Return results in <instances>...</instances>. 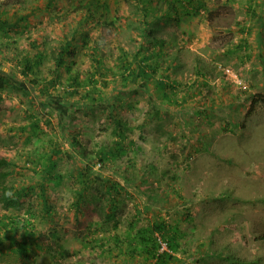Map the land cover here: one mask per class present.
Instances as JSON below:
<instances>
[{
	"label": "rangeland",
	"instance_id": "obj_1",
	"mask_svg": "<svg viewBox=\"0 0 264 264\" xmlns=\"http://www.w3.org/2000/svg\"><path fill=\"white\" fill-rule=\"evenodd\" d=\"M78 1L25 0L18 9L23 14L34 10L26 21L29 26L9 36L0 32V61L23 58L29 42L42 37L48 55L37 69V77L50 78L54 66L51 49L62 43L64 33L72 31L85 11ZM111 2L116 12L108 20L116 15L113 24L95 27L94 22L88 23L87 43L77 40L72 68L82 76L92 69L93 46H99L100 60L115 66L121 46L132 54L141 45L133 27L139 17L135 4L132 0ZM185 32L188 35L174 23L155 31L169 45L156 77L168 66V73L178 81L173 97L179 105H162L154 97L157 93L152 84L123 92L118 114L129 126L124 139L127 149L106 164L95 152L101 146L114 149L119 138L106 110L64 99L61 85L50 98L34 102L33 89L16 87L21 81L15 82L14 76L22 80L21 71L11 70L15 79L5 81L0 89V156L13 162L10 181L35 188L23 196L20 207L6 209L0 203V214L18 215L46 236L50 232L44 237L45 246L54 239L71 254L52 257L54 247L52 252H40L34 260L24 261L8 251L0 255V264H113L96 250L81 251L82 246L92 236L122 233L157 217L178 224L185 233L178 250L182 264H232L214 251L224 252V246L237 256L262 259L253 264H264V37L257 38L247 53L233 49L237 41L228 35L197 37L191 29ZM260 34L264 35V29ZM61 74L66 81L64 67ZM0 76L7 79V75ZM96 86L100 94L109 90L101 82ZM118 96L113 91L110 101L101 104L111 105ZM35 119L44 129L32 134L27 126ZM73 137L85 148L86 156L73 147ZM56 145L60 150L55 158L57 168L44 177V166L34 160L48 156ZM80 170L90 174L91 191L97 190L102 202L104 178L124 186L111 220L105 221V213L92 209L76 217L72 202L81 186ZM54 174L64 177L59 184ZM41 185L54 209L49 217L44 216ZM100 205L94 203L98 212Z\"/></svg>",
	"mask_w": 264,
	"mask_h": 264
},
{
	"label": "trees",
	"instance_id": "obj_2",
	"mask_svg": "<svg viewBox=\"0 0 264 264\" xmlns=\"http://www.w3.org/2000/svg\"><path fill=\"white\" fill-rule=\"evenodd\" d=\"M24 1H0V32L3 35L6 36L12 31L22 32L29 26L26 21L34 10L31 9L25 14L20 13L18 8ZM124 1L128 2L130 0ZM132 2L139 11V17L137 18V22L133 24V27L137 31V38L141 39V45L132 54L121 46L115 66L108 65L100 60L98 53L99 46H93L90 51L93 64L92 69L87 71L83 76L73 71L72 65L74 61L72 59L77 51V40L82 38L84 39L82 44H86L89 36L85 25L91 22H94L95 27L102 24H113L114 19L117 18L116 15H113V20H108L110 19L109 17H112L111 14L116 12L111 0H79V6L81 9L84 8L85 11H82V15L76 21V25L72 28V31L64 33L65 39L62 43L54 50L51 49L54 66L50 71L52 73L50 78L37 77V69L48 55L42 37L34 38L32 42H29V50L23 58L15 57L16 67L22 73V80L16 76H14L16 79L12 78L11 72L9 74L6 73L7 79L0 76V89L3 88L5 81L7 83H10L12 79H15V82L21 81V85L15 84V86L17 85L16 87L25 89L26 91L29 90L30 92L33 89L32 97L34 102L35 100L43 102L44 99L50 98L51 94L57 91L58 85H61L62 91L60 90V92L63 94L62 97L64 99H74L77 103H86V107L89 109L99 106V109L106 110L114 126L118 129L119 138L114 141V149L112 147L101 146L95 152L97 159L104 164L116 159L119 154L124 153L127 149L124 139L129 126L118 114L119 108L122 107L121 94L123 92H130L136 88L152 84L157 93L154 97L156 100L161 101L162 105H179L180 103L173 97L178 81L173 79L171 74L168 73V66L162 71L161 77H156L160 66H163L164 60L161 61V59L165 56V49L169 45L166 39L163 36H157L155 31L175 21H179V10L185 9L183 0H169L168 11L162 10L163 4L161 0H155V2L154 0H132ZM1 5H4V7L2 8ZM6 6H13L14 9L5 8ZM173 10L176 12L175 14L171 12ZM233 49L241 51L243 48L240 45H236ZM170 62L174 64V60H170ZM63 67L68 73L66 81L62 80L61 69ZM200 75L202 76L203 73H200ZM98 82H101L102 86L109 90L106 93L100 94V90L96 86ZM113 91H116L119 95L116 101L111 102V105H107L108 103L106 105L101 104V101L104 103L106 99L108 102L110 101V95ZM254 100H256L255 96ZM102 105H104V108H102ZM48 107L53 108L52 106ZM48 107L46 106V108ZM155 111L159 112V109L156 107ZM27 127L32 134L43 132L44 129L41 121L36 119ZM72 145L79 153L86 156V150L77 137L72 138ZM56 148L48 156L41 155L34 160L39 166H44V177L57 168L55 158L60 150L58 145H56ZM12 163L9 158L0 156V203L6 209L20 207L23 196L29 194L35 188L33 184L20 186V184L8 179ZM84 169H88V166H85ZM78 174L81 176L79 179L81 186L76 190L72 202L76 217H78L80 212L84 213L86 209H92L91 211L99 214L105 213L107 218L105 221L111 220L113 218L115 202L118 196L121 195V192L125 191L124 186H121L116 180L104 178L105 180H102V184L105 188V193H102L101 197L105 198V200L102 202L98 200L99 198L97 199V190L96 193L91 191L92 182H90V179L92 178L90 174H85V171L82 170ZM53 176L57 184L64 178L56 174ZM41 188L44 216L49 217L53 215L54 209L50 204L45 186L41 185ZM98 202L102 204L100 205L99 212L94 206V203ZM114 227L117 228V225ZM18 233H20L19 238L17 236ZM51 233L52 236L58 238L56 231H51ZM49 234L50 232L47 235L48 237ZM184 235L185 233L180 229L178 224L169 223L165 219L157 217L146 225H131L122 233L114 231L109 234L92 236L82 246L81 251L83 248H88L90 251L96 250L100 256L112 260L113 264H182L184 260L178 256V250L181 247L180 239ZM45 236L46 233L37 230L33 224L30 225L18 215L7 212L0 214V255L9 251L18 254L24 261H31L39 256L40 252H52L54 247L56 252L51 255L52 257L60 258L71 254L62 244L54 239H52L50 244L45 246ZM161 242L166 243L167 249L161 250ZM227 248L228 246H224V249H226L224 252L219 249H214V251L224 256L232 264H253L262 261L259 257L254 260L237 256L235 252L228 251ZM77 251L75 250V252ZM53 263H57V261Z\"/></svg>",
	"mask_w": 264,
	"mask_h": 264
},
{
	"label": "crops",
	"instance_id": "obj_3",
	"mask_svg": "<svg viewBox=\"0 0 264 264\" xmlns=\"http://www.w3.org/2000/svg\"><path fill=\"white\" fill-rule=\"evenodd\" d=\"M161 3L162 10L168 11L169 0H161ZM183 5L185 9L179 10V21L173 22L180 25L184 32L182 34L188 35L185 31L191 29L192 35L197 37L228 35L237 41V46H242L241 51L248 53L253 50L256 39L264 37L260 34V30L264 29V0H183ZM171 12L176 13L174 10ZM189 46L194 50L193 44ZM16 64L10 58H5L3 62L1 60L0 74L6 76L17 68Z\"/></svg>",
	"mask_w": 264,
	"mask_h": 264
},
{
	"label": "built area",
	"instance_id": "obj_4",
	"mask_svg": "<svg viewBox=\"0 0 264 264\" xmlns=\"http://www.w3.org/2000/svg\"><path fill=\"white\" fill-rule=\"evenodd\" d=\"M162 246H161V250L167 249V245L165 242H161Z\"/></svg>",
	"mask_w": 264,
	"mask_h": 264
}]
</instances>
